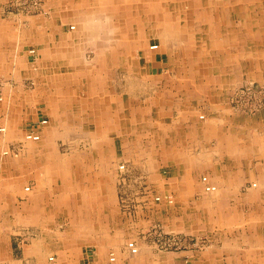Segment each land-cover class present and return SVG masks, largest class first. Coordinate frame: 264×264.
<instances>
[{"label": "crops", "instance_id": "1", "mask_svg": "<svg viewBox=\"0 0 264 264\" xmlns=\"http://www.w3.org/2000/svg\"><path fill=\"white\" fill-rule=\"evenodd\" d=\"M6 2L0 264H264V109L231 102L264 82V0ZM157 221L212 243L158 250Z\"/></svg>", "mask_w": 264, "mask_h": 264}, {"label": "built area", "instance_id": "2", "mask_svg": "<svg viewBox=\"0 0 264 264\" xmlns=\"http://www.w3.org/2000/svg\"><path fill=\"white\" fill-rule=\"evenodd\" d=\"M75 26L72 25L71 28ZM152 48H156L157 45H152ZM34 49H30V53H34ZM260 94L262 99L257 100V95ZM3 101V96L0 94V102ZM234 106L244 109L247 112H254L264 108V88H255L253 86H247L238 91V96L231 100ZM201 118L204 116L201 115ZM48 119H42L41 124H47ZM6 126L0 125V132H5ZM24 139L27 141H39L41 139V134L38 131H29L25 133ZM9 151H4L7 154ZM119 170L123 172L125 170V165L121 164L119 166ZM202 182L204 183V189L206 191H216L217 186L212 184L209 180L207 175L202 177ZM256 184L254 183L252 187ZM156 202L166 201L168 204L174 203V197L172 195L162 196V195H155L153 198ZM152 229V236L154 238V242L159 249L162 251H177L183 250L188 246V241L190 240L189 237L171 233L165 231V229L158 224L153 225ZM128 248L131 253L136 254L138 252V246L135 241H131L128 243ZM111 260H115V257L112 256Z\"/></svg>", "mask_w": 264, "mask_h": 264}, {"label": "rangeland", "instance_id": "3", "mask_svg": "<svg viewBox=\"0 0 264 264\" xmlns=\"http://www.w3.org/2000/svg\"><path fill=\"white\" fill-rule=\"evenodd\" d=\"M43 4H44V0H7L6 2V10L9 12H14V14H18L20 12H23V13H28V14H33V13H36V12H39L43 9ZM74 25V24H73ZM72 26V25H71ZM75 26V25H74ZM253 86L255 88H264V82L262 83H255V82H250V83H246L240 87H238L234 93V95L231 97V100L234 99L235 97L238 96V91L244 87H247V86ZM4 99V97H3ZM261 100L262 99V96L260 94L257 95V100ZM232 102V101H231ZM233 104V103H232ZM234 106V104H233ZM235 109L239 112H242V113H247V114H254V113H257L263 109H260L258 111H254V112H247L245 111L244 109L242 108H239L237 106H234ZM2 134V133H0ZM20 149H21V146L20 145H12L10 148L7 149L4 148L3 151H1V154L4 153V151H9L7 154H10V155H18V153L20 152ZM5 154V153H4ZM121 165V164H120ZM124 172V171H123ZM120 171V173H123ZM123 176V175H122ZM205 176V175H203ZM202 176V177H203ZM208 176V175H207ZM202 180V178H201ZM254 184V183H253ZM252 186V185H251ZM218 189V188H217ZM217 191V190H216ZM160 195V194H158ZM159 204V203H157ZM160 205V204H159ZM158 205V206H159ZM127 212H131L134 210V208L132 206H130L129 204H127V201L125 202V208H124ZM155 224H158V225H161L165 231H168V232H171V233H175V234H179V235H183V236H186V237H189V241H188V246L183 249V250H177V251H187V250H190V251H196V250H206L212 243V231H201V232H198L196 230H192V229H189V230H183L181 228H174V229H168L165 227V225L162 223V222H153L152 225L145 231V238L146 240L156 248L158 250H161L157 247V245L155 244L154 242V238L151 234L152 232V227L153 225ZM133 240H127V248H128V243L131 242ZM138 246V245H137ZM129 249V248H128ZM131 253V252H130ZM133 254V253H131ZM134 255V254H133Z\"/></svg>", "mask_w": 264, "mask_h": 264}]
</instances>
